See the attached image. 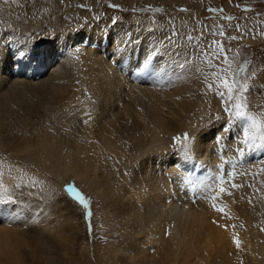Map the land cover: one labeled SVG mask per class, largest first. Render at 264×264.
<instances>
[{
  "label": "bare ground",
  "instance_id": "bare-ground-1",
  "mask_svg": "<svg viewBox=\"0 0 264 264\" xmlns=\"http://www.w3.org/2000/svg\"><path fill=\"white\" fill-rule=\"evenodd\" d=\"M48 16L0 28V155L38 148L109 200L106 225L128 243L107 244L99 264H264V150L238 154L243 120L204 122L214 107L190 57L147 28L63 33ZM0 187V264H59L78 233L59 213L66 200L37 226L14 208V184Z\"/></svg>",
  "mask_w": 264,
  "mask_h": 264
},
{
  "label": "rangeland",
  "instance_id": "rangeland-1",
  "mask_svg": "<svg viewBox=\"0 0 264 264\" xmlns=\"http://www.w3.org/2000/svg\"><path fill=\"white\" fill-rule=\"evenodd\" d=\"M186 1L188 0H0V28H18L24 23L27 25L32 19L49 15L50 20L59 24L63 33L92 30L98 23H120L140 30L147 28L156 31L164 36L167 47L175 46L183 57H190L192 67L202 77L203 91L199 93H207V98H210L214 107L205 123L230 118L225 111V103L217 95L219 85L213 76V73L219 74V69L227 65L223 56L217 57L216 47H209L214 41L220 42L223 45L221 51L227 50L230 71L249 85L246 92L238 95L244 96L251 114L264 115V76H261L264 71V0H193L195 3L191 6ZM209 60L219 68L210 67ZM241 68L245 69L243 73L240 72ZM210 84L212 88H209ZM208 89L211 92H206ZM75 113L78 115L72 119L73 122L70 121V126L80 119V112L75 111L71 115L74 116ZM61 120L62 118L56 117L54 122L49 121L52 132H56ZM40 121L45 122L47 119L42 117ZM61 130L58 133L60 132L59 137L62 139L67 129ZM29 132L33 133L32 127ZM189 135L190 138L191 133ZM255 148L258 152L264 150L262 147ZM0 171V179L11 181L16 188L14 208L19 210L17 204L22 202L21 211L26 220L34 218L33 223L37 226L45 218L50 222L55 218L56 214L51 208L54 202L66 200L63 204L68 209L59 213L65 219L72 218L70 224L78 233L72 242H67L68 255L59 259V264H99L107 244L117 241V245L124 246L128 243L124 236L126 233L119 223L117 228L120 232H115L113 228L110 229L111 226L106 225L103 208L109 200L103 202L101 196L96 198L75 175L70 174L62 179L58 175L57 164H51L38 148L19 157L6 150L5 156L0 155ZM2 173H6L10 179L4 178ZM70 179L74 180L75 189L89 200L88 209L75 199L74 194L64 192V184L69 183ZM262 183L264 188V179ZM217 185L214 187L217 188ZM245 188L246 186L238 188L236 193ZM107 210L109 211V207ZM89 211L91 216L88 215Z\"/></svg>",
  "mask_w": 264,
  "mask_h": 264
},
{
  "label": "snow or ice",
  "instance_id": "snow-or-ice-1",
  "mask_svg": "<svg viewBox=\"0 0 264 264\" xmlns=\"http://www.w3.org/2000/svg\"><path fill=\"white\" fill-rule=\"evenodd\" d=\"M210 11L216 10L210 9ZM233 39H236V37H233ZM213 46L217 49V57L223 56L225 64L227 65L226 67L219 69V74L213 73V76L219 85L216 89L217 95H219L221 100L225 103V111L229 114L230 118L244 121L241 129L242 136L239 140L241 147L237 149L238 154L243 155L245 148L250 150L253 147L264 145V115L250 113L244 96L238 95L240 92H246L249 85L246 81L238 79L235 72L230 71L227 50L221 51V49H223L222 43L214 41L209 47ZM147 63L148 61L146 58L145 66H147ZM208 63L210 67L219 68V66L214 65L211 60H209ZM244 71V68L240 69L241 73ZM209 88H212L211 84L209 85ZM174 140L177 146H180L182 150L188 149L189 145L187 141L189 140V136L187 133L184 134L183 138L180 136L174 137ZM67 189L69 192L74 193L75 199L78 200L85 209L89 208V200L86 199L79 191L71 185L67 186ZM221 191H223V189H221ZM8 198L7 190L0 187V200ZM218 210L222 211L223 209ZM88 215L91 216L90 211L88 212ZM235 242L239 247L241 242L238 237L235 239Z\"/></svg>",
  "mask_w": 264,
  "mask_h": 264
}]
</instances>
